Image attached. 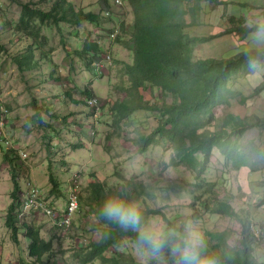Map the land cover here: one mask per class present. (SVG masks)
<instances>
[{
	"label": "rangeland",
	"instance_id": "rangeland-1",
	"mask_svg": "<svg viewBox=\"0 0 264 264\" xmlns=\"http://www.w3.org/2000/svg\"><path fill=\"white\" fill-rule=\"evenodd\" d=\"M54 1L0 0V264H79L78 256L84 245L98 237L100 222L90 211L96 207L92 197L95 184L100 185L101 195L119 191L121 185L127 186L131 198L133 192L140 191L143 186L145 192L151 190L155 196L133 195L143 202L145 209H160L168 219L157 213L148 216L176 221L192 213L193 195H206L202 193L204 186H196L215 182L218 197L228 200L237 210H248L250 216L264 201V183L259 184L264 179L258 180L264 177V171L252 172L247 167L234 170L215 148L197 181L186 166L166 165L171 149L165 144L149 145L143 152L139 150L138 136L150 133L158 124L154 112L140 109L129 119L116 120V103L130 97L125 65L131 63L132 52L125 44L132 30L133 14L127 0L113 9L112 20L106 18L102 0H67L75 9L98 13V21H80L77 25L38 23L39 37L31 46L33 64L29 69H18L14 58L25 54L32 41L15 28L19 3L27 2L49 10ZM120 23H123L121 28ZM115 28L119 29L118 40L117 36L114 39L109 36ZM89 40L99 42L102 52L77 55L75 51ZM107 53L110 62L97 69L95 64ZM87 60H90L89 66ZM260 83V76L250 73L245 91L249 89L251 93ZM88 95L97 100L96 112L86 106ZM257 96L253 98L256 104L261 102ZM138 100L159 104L170 101V97L163 96L156 88H146L139 90ZM254 101L243 106L234 101L233 110L245 114L246 122L253 121L257 106ZM35 106L42 122L38 121V116H32ZM229 110L221 106L214 109L217 121L213 130L219 129L224 113ZM253 138H256L255 128L246 133L242 142L246 145ZM9 148L13 150L10 155L16 152L19 156L16 169L19 197L33 185L47 205L63 208L70 179L72 175L77 178L80 203L69 229L58 227L41 210H29L21 219L38 227L40 235L51 240L52 249L44 254L43 262H33L27 257L28 239L22 230L17 231L15 241L5 225L13 187L9 166L3 158L4 151ZM243 169L246 171H241ZM50 176L58 182V192L51 193ZM199 212V217L194 219L201 223L204 231L229 230L230 243L238 245V220L219 213ZM250 218L251 228H259L260 237L261 224L258 225L253 215ZM104 253L122 261L140 262L130 237H123ZM88 264L99 263L96 260Z\"/></svg>",
	"mask_w": 264,
	"mask_h": 264
},
{
	"label": "trees",
	"instance_id": "trees-1",
	"mask_svg": "<svg viewBox=\"0 0 264 264\" xmlns=\"http://www.w3.org/2000/svg\"><path fill=\"white\" fill-rule=\"evenodd\" d=\"M133 14L132 30L126 46L132 52V61L125 65L129 79L130 97L117 102L115 112L117 121L129 119L136 110H147L158 116V124L148 134L138 136L139 150L145 151L149 145L165 144L171 149L170 158L166 165H184L193 174V178L199 181L201 175L208 166L209 157L215 148L219 149L225 159V163L234 170H240L248 166L250 171L264 169V147H259L251 142L243 145L239 142V135L246 130L264 128V123L258 120L246 122L245 119L233 115H225L219 129L213 130L217 121L214 109L219 105H229L233 92L228 85L231 79L240 70L252 71L249 68L243 52L230 57H202L193 58V48L196 41H205L222 34L234 32L238 40H243L250 31L247 26H234V20L229 17L231 27L216 35L205 37H193L186 34L182 23L184 10L182 0H127ZM213 3H221L218 0H207ZM105 10L113 11L112 6L106 0H102ZM20 11L15 28L21 31L25 37L32 39L25 54L14 58L18 69H29L32 63L31 46L39 34V24L59 22L77 25L80 21L96 23L99 14L92 11L75 9L67 0H55L49 10L31 6L30 3H19ZM101 14V13H100ZM103 16V14H102ZM104 18V17H103ZM113 17H110L112 20ZM239 23L242 21L238 20ZM123 23H120V28ZM117 36L116 40H118ZM38 44V43H36ZM77 55L89 53L97 55L102 52V47L97 41H86L81 45ZM86 65H90L87 60ZM156 88L170 101H162L159 104H150L139 101L140 89ZM264 88V72L261 83L255 86L251 96ZM86 94L89 92L84 90ZM90 97V95H88ZM32 116H39L38 107L35 106ZM230 129L231 132H229ZM10 148L5 150L3 158L7 162L13 183L10 192V203L6 214L5 225L9 228L12 238L16 241L18 230L23 231L27 237L26 254L33 262H43L45 253L52 249L50 239L40 235V229L30 223L16 218L20 207V188L16 178V169L19 166V156ZM51 193L59 191V184L52 176ZM201 194L193 195L192 213L189 217H199V210L204 212L219 213L235 218L240 223L238 245L230 243L229 230H205V236L209 248L221 258V264H256L254 258V246L256 238L251 228V218L247 211L235 209L232 204L218 197L215 182L198 184L203 187ZM152 187V186H151ZM119 191L101 195L99 184L93 186L96 207L93 211L97 216L100 226L98 237L90 239L84 245L78 256L79 264H88L98 260L99 264H140L133 259L122 261L119 258L108 257L104 253L110 246L121 242L123 237L135 240V234L122 231L118 225L102 219L98 215V208L110 195L121 194L131 199V193L127 186H119ZM133 192L146 193L149 198L155 195L150 190ZM132 194V198H136ZM102 196V197H101ZM80 203V194L78 192ZM53 205V204H52ZM56 206V205H54ZM146 215L162 214L160 209H145ZM72 224V223H71Z\"/></svg>",
	"mask_w": 264,
	"mask_h": 264
},
{
	"label": "clouds",
	"instance_id": "clouds-1",
	"mask_svg": "<svg viewBox=\"0 0 264 264\" xmlns=\"http://www.w3.org/2000/svg\"><path fill=\"white\" fill-rule=\"evenodd\" d=\"M248 27L247 45L242 51L249 68L259 73L264 71V16H257ZM98 215L135 234L140 264H221V258L208 246L201 223L189 216L176 221L148 216L141 200L121 194L108 196ZM258 264L264 260L258 258Z\"/></svg>",
	"mask_w": 264,
	"mask_h": 264
},
{
	"label": "crops",
	"instance_id": "crops-1",
	"mask_svg": "<svg viewBox=\"0 0 264 264\" xmlns=\"http://www.w3.org/2000/svg\"><path fill=\"white\" fill-rule=\"evenodd\" d=\"M222 1L221 3H213L207 0H182V8L184 10V14L182 16V23L184 25V31L186 30V34L193 37H205L209 35H216L221 33L222 31L231 27V23H229L228 18L231 17L234 20V26H247L248 24L255 19L257 16H264V0H218ZM242 23H239V21ZM247 35L244 37L243 40H238L236 34L234 32L222 34L220 36H216L215 38L205 40V41H196L193 48V57L194 58H202V57H224V54H227L225 57H230L237 55L240 52H243L240 49L241 46L247 43ZM254 72L253 70L250 72H244L240 70L235 76L231 79L228 87L233 92L232 98L230 100L229 105L221 107L230 108L229 111L224 113V116L227 114H231L241 119H246V115L242 114L240 111H234L235 105H233L234 101L237 102V105L243 106L244 104H250L249 102H253V98L255 95L257 99L261 100L260 103L256 104L255 111L253 113V121L258 120L259 122L264 123V88L262 91L258 92L257 94L251 96L250 90L247 89L245 91L246 82L248 79V75ZM264 71H260L258 74L262 80V74ZM245 86V87H244ZM247 88V87H246ZM248 94V96H246ZM249 101L248 99H251ZM263 106L261 108L258 105ZM233 105V106H232ZM246 105V106H247ZM218 107V106H217ZM216 116V115H215ZM217 117V116H216ZM229 132L230 129L227 128ZM252 130V129H249ZM246 130L245 132L239 135V142L240 144L244 143V138H246V133L249 131ZM256 138L251 141L253 144L258 145L259 147H264V140L262 141L261 138L264 139V128L258 131L256 129ZM263 134V135H262ZM250 142V144H251ZM247 167L248 166H243ZM241 171H246L245 169ZM264 171V169H262ZM264 177L262 176L261 179L263 180ZM264 181H259V184L263 185ZM264 190V189H262ZM58 206V205H57ZM61 208V207H60ZM249 209L248 207H246ZM253 210V208H250ZM249 209V210H250ZM245 211H248L245 209ZM254 212L250 214L255 217V220L258 219V225L261 224L262 234L261 236L256 239V244L254 246V258L256 260V264H258V258L264 260V201H261L258 206H256L253 210ZM29 260V259H27Z\"/></svg>",
	"mask_w": 264,
	"mask_h": 264
},
{
	"label": "built area",
	"instance_id": "built-area-1",
	"mask_svg": "<svg viewBox=\"0 0 264 264\" xmlns=\"http://www.w3.org/2000/svg\"><path fill=\"white\" fill-rule=\"evenodd\" d=\"M112 6V9L116 7H121L123 5V0H106ZM108 17L111 16L110 10H105L104 12ZM103 13V14H104ZM119 33V29H111L110 31V39H114ZM110 62L109 53L105 57L102 58L101 61H98L95 66L97 69L103 68L105 63ZM86 106L90 109V111H95L98 109L97 100L94 97H89L86 99ZM78 182L75 175H72L70 179V183L68 184L67 194H66V203L63 208L55 207L47 205L44 201L40 191L36 186L29 185L24 196L19 198L20 199V207L17 211L16 218L21 220L23 215L29 210H41L45 213L48 217L52 218L55 224L58 227H61L63 230H67L71 226L72 217L79 209V199H78ZM21 193V192H20ZM255 238L257 239L260 234L259 228H252Z\"/></svg>",
	"mask_w": 264,
	"mask_h": 264
}]
</instances>
